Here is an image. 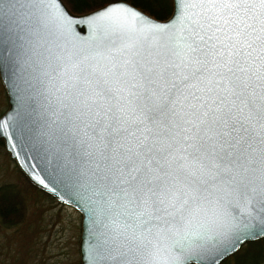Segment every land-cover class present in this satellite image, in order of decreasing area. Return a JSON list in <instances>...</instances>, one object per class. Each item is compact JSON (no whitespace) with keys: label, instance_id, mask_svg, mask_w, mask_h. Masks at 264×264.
I'll list each match as a JSON object with an SVG mask.
<instances>
[{"label":"snow or ice","instance_id":"1","mask_svg":"<svg viewBox=\"0 0 264 264\" xmlns=\"http://www.w3.org/2000/svg\"><path fill=\"white\" fill-rule=\"evenodd\" d=\"M200 2L187 34L74 65L82 87L58 138L106 206L109 264H144L125 241L167 235H182L174 264L198 261L221 194L264 228V0Z\"/></svg>","mask_w":264,"mask_h":264},{"label":"water","instance_id":"2","mask_svg":"<svg viewBox=\"0 0 264 264\" xmlns=\"http://www.w3.org/2000/svg\"><path fill=\"white\" fill-rule=\"evenodd\" d=\"M206 14L207 5L200 0H183L179 7L178 0H172V12L164 20L124 0H112L83 14L71 12L62 0L0 3V82L8 105L0 115V139L32 185L80 213L79 264H109L110 242L106 206L58 138V128L82 87L74 79V65L96 63L105 46L114 51L125 46L154 50L162 36L187 34L197 22H205ZM221 195L222 204L209 213L217 226L206 250L198 261L186 264H221L246 242L264 237L260 212L242 199ZM191 231L202 232L200 222ZM179 239L182 235L125 243L138 246L144 264H174L169 249Z\"/></svg>","mask_w":264,"mask_h":264},{"label":"rangeland","instance_id":"3","mask_svg":"<svg viewBox=\"0 0 264 264\" xmlns=\"http://www.w3.org/2000/svg\"><path fill=\"white\" fill-rule=\"evenodd\" d=\"M7 106L0 82V115ZM21 173L0 143V188L13 186L25 203L21 224L8 228L0 221V264H79L80 213L31 186ZM255 253L249 247V257Z\"/></svg>","mask_w":264,"mask_h":264},{"label":"trees","instance_id":"4","mask_svg":"<svg viewBox=\"0 0 264 264\" xmlns=\"http://www.w3.org/2000/svg\"><path fill=\"white\" fill-rule=\"evenodd\" d=\"M67 8L75 14H83L99 7L104 6L112 0H62ZM131 5L137 7L148 15L164 20L168 18L172 12V0H124ZM0 143H3L0 139ZM21 173V171H20ZM22 174V173H21ZM23 175V174H22ZM26 179V177L23 175ZM27 180V179H26ZM28 181V180H27ZM29 183V181H28ZM34 188L44 192L43 190ZM13 186H4L0 188V221L5 227H15L22 223L25 215V203L19 199V195L12 192ZM49 195V194H48ZM255 246L256 253L253 257H249V247ZM233 259L230 262V259ZM264 264V237L246 242L236 253L225 259L221 264Z\"/></svg>","mask_w":264,"mask_h":264}]
</instances>
